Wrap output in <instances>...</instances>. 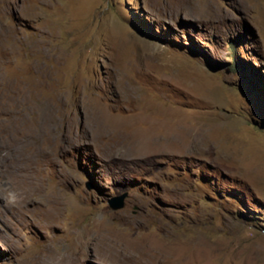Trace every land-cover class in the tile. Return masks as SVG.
Returning a JSON list of instances; mask_svg holds the SVG:
<instances>
[{
  "label": "rangeland",
  "instance_id": "obj_1",
  "mask_svg": "<svg viewBox=\"0 0 264 264\" xmlns=\"http://www.w3.org/2000/svg\"><path fill=\"white\" fill-rule=\"evenodd\" d=\"M0 264H264V0H0Z\"/></svg>",
  "mask_w": 264,
  "mask_h": 264
},
{
  "label": "water",
  "instance_id": "obj_2",
  "mask_svg": "<svg viewBox=\"0 0 264 264\" xmlns=\"http://www.w3.org/2000/svg\"><path fill=\"white\" fill-rule=\"evenodd\" d=\"M125 193L113 196L107 200V205L111 210L120 209L123 206Z\"/></svg>",
  "mask_w": 264,
  "mask_h": 264
},
{
  "label": "clouds",
  "instance_id": "obj_3",
  "mask_svg": "<svg viewBox=\"0 0 264 264\" xmlns=\"http://www.w3.org/2000/svg\"><path fill=\"white\" fill-rule=\"evenodd\" d=\"M5 203L9 205H15L17 203V196L14 192L9 191L5 196Z\"/></svg>",
  "mask_w": 264,
  "mask_h": 264
},
{
  "label": "bare ground",
  "instance_id": "obj_4",
  "mask_svg": "<svg viewBox=\"0 0 264 264\" xmlns=\"http://www.w3.org/2000/svg\"><path fill=\"white\" fill-rule=\"evenodd\" d=\"M157 245V244H156ZM159 257V256H158Z\"/></svg>",
  "mask_w": 264,
  "mask_h": 264
}]
</instances>
